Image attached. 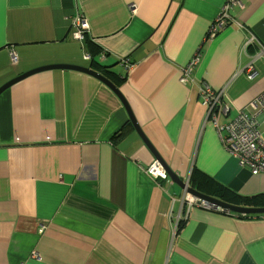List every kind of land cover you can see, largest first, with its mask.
I'll use <instances>...</instances> for the list:
<instances>
[{
    "label": "crops",
    "instance_id": "1",
    "mask_svg": "<svg viewBox=\"0 0 264 264\" xmlns=\"http://www.w3.org/2000/svg\"><path fill=\"white\" fill-rule=\"evenodd\" d=\"M226 1L0 0V87L43 66L107 67L141 131L182 181L195 166L241 196L264 194V175L222 149L200 94L203 85L222 92L224 125L264 92V58L256 56L264 0H239L231 21L207 39ZM76 13L89 27L81 42L71 38ZM154 162L117 95L94 77L53 69L7 88L0 264H264V215L187 208L179 186L147 174Z\"/></svg>",
    "mask_w": 264,
    "mask_h": 264
},
{
    "label": "built area",
    "instance_id": "2",
    "mask_svg": "<svg viewBox=\"0 0 264 264\" xmlns=\"http://www.w3.org/2000/svg\"><path fill=\"white\" fill-rule=\"evenodd\" d=\"M241 4L239 0H227L221 7L214 23L209 26L206 38L214 39L219 31L224 29L226 24L231 21L228 14L229 9L233 5L241 7ZM131 10H135L134 5H131ZM70 27L72 29L71 38L78 42L84 39L89 28L87 21L80 13H76L71 17ZM252 39L255 40L253 37ZM258 45L256 56L264 58V46L260 43ZM83 59L86 63L92 61L89 53H85ZM101 59H104V57ZM198 62L199 56L195 55L182 69L180 79L182 83L186 81L191 70ZM246 76L250 80L254 78L253 65L246 69ZM200 94L203 99V105L207 108V120L215 129L222 149L236 161L240 168L248 169L252 175H264V130L261 134L257 131L258 126L264 125V92L251 100L247 107L240 110L237 118L224 125L219 124L218 116L227 114L229 107L223 101L222 92L213 91L207 85H203L200 88ZM147 174L153 179L166 178L164 169L156 161L147 169ZM182 203L187 208L197 207L217 213L225 211L219 206L190 195L186 189L182 193ZM31 258H37V252L33 251Z\"/></svg>",
    "mask_w": 264,
    "mask_h": 264
},
{
    "label": "water",
    "instance_id": "3",
    "mask_svg": "<svg viewBox=\"0 0 264 264\" xmlns=\"http://www.w3.org/2000/svg\"><path fill=\"white\" fill-rule=\"evenodd\" d=\"M53 69H70V70H75L81 73H85L87 75H90L92 77H94L95 79L99 80L100 82H102L103 84H105L109 89H111L119 98L120 102L122 103L127 116H128V123L130 124L131 128L136 132V134L139 136V138L141 139V141L144 143V145L149 149V151L153 154L155 161L158 162L162 168L164 169L165 173H166V177L170 180V182L174 183L175 185L179 186V188L182 190L186 189L187 192L197 198H200L201 200H204L210 204H213L215 206H219L222 209L233 213V214H238V215H246V216H259V215H264V208H247V207H241V206H234V205H229L227 203H224L222 201H219L217 199L211 198L209 196L203 195L198 193L197 191L193 190L191 187H189V184L187 182L182 181V179H180L177 174L175 172H173L169 166L165 163V161L161 158V156L158 155V153H156V151L153 149L151 143L149 142V140L145 137V135L143 134V132L141 131L140 127L138 126L133 113L127 103V101L125 100V98L120 94L119 89L117 86H115V84H113L107 77H105L102 73L97 72L95 70H93L90 67H78V66H72V65H49V66H43V67H39L36 69H33L32 71L23 73L19 76H17L16 78L10 80L9 82H7L5 85H3L2 87H0V94L6 90L7 88L11 87L12 85H14L15 83H18L22 80H24L25 78L37 74L39 72L42 71H46V70H53ZM108 71V69H107ZM112 73V72H110Z\"/></svg>",
    "mask_w": 264,
    "mask_h": 264
},
{
    "label": "trees",
    "instance_id": "4",
    "mask_svg": "<svg viewBox=\"0 0 264 264\" xmlns=\"http://www.w3.org/2000/svg\"><path fill=\"white\" fill-rule=\"evenodd\" d=\"M91 54L94 55L96 52L95 47L91 46ZM93 61V59H92ZM98 71L107 77L115 86L118 87L115 82L116 77L112 76L110 72L107 71V67H99ZM124 130V129H123ZM121 130V131H123ZM120 136V132L115 135V137ZM189 187L197 191L200 194L209 196L211 198L217 199L224 203L234 206H241L247 208H264V194L246 197L241 196L236 191L230 189L229 187L220 184L218 181L214 180L203 171L199 170L195 166L193 167L190 177H189ZM227 212V213H226ZM223 214L231 215L241 219H249L259 216H246L233 214L228 211H224Z\"/></svg>",
    "mask_w": 264,
    "mask_h": 264
},
{
    "label": "rangeland",
    "instance_id": "5",
    "mask_svg": "<svg viewBox=\"0 0 264 264\" xmlns=\"http://www.w3.org/2000/svg\"><path fill=\"white\" fill-rule=\"evenodd\" d=\"M264 130V125H260L257 127V131L261 134ZM181 190V189H180Z\"/></svg>",
    "mask_w": 264,
    "mask_h": 264
}]
</instances>
